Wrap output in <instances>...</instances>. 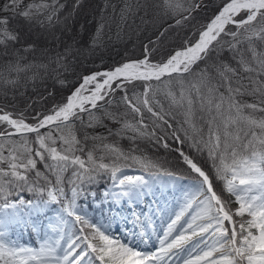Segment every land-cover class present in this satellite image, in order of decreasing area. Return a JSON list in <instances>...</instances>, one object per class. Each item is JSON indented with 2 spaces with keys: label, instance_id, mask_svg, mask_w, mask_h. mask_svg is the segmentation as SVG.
I'll list each match as a JSON object with an SVG mask.
<instances>
[{
  "label": "snow or ice",
  "instance_id": "obj_1",
  "mask_svg": "<svg viewBox=\"0 0 264 264\" xmlns=\"http://www.w3.org/2000/svg\"><path fill=\"white\" fill-rule=\"evenodd\" d=\"M79 5L80 0H75L64 15L68 4L61 0H0V82L15 86L31 72L32 79L55 74L53 86L64 85L59 76L70 70L72 46L57 51L55 57L47 55L49 50L37 57L35 44L16 47L22 42V29L15 25L52 33L61 23L67 25ZM112 7L115 14L116 6ZM207 7L205 0H137L135 4L126 0L119 15L126 20L141 10L145 16L154 10L157 16L173 19L162 37ZM216 7L214 15L179 47L161 52L160 59L155 58L157 49L150 40L142 58L129 57L83 75L47 114L35 112L32 122L23 111L0 107V264H264V0H219ZM103 27L97 28L98 34ZM136 87H142V97L128 95ZM117 90L124 92L125 108L139 119H127V111H109ZM161 93L167 110L158 98ZM145 109L153 118L151 131L144 122ZM77 122L86 130L83 140L73 130ZM97 127L106 134L96 132ZM157 128L172 129V138L188 142L201 156L206 153L209 165L206 170L178 150L193 175L171 208L164 200L168 182L176 184L182 178L160 171L146 157L132 155L135 149L125 152L115 140L159 143L163 137L157 136ZM109 139L113 142L107 143ZM129 160L144 174H124L122 167ZM70 169L65 184L64 174ZM105 176L110 177V185L101 193L103 202L117 215L128 213L124 223L133 226L123 239L111 231V220L117 216L107 224L93 222L77 205L81 196L96 197L86 186ZM215 182L222 185L219 190ZM25 192L35 199H26ZM14 193L16 198L10 199ZM54 204L61 205L52 225V231L61 234L59 239H45L39 247L5 239L13 225H27L26 216L39 215ZM165 214L162 234L153 232L154 250L140 247L152 239L146 225ZM66 216L75 217L80 228L79 235L68 230L67 244L62 246L65 229L58 226L70 223Z\"/></svg>",
  "mask_w": 264,
  "mask_h": 264
},
{
  "label": "trees",
  "instance_id": "obj_2",
  "mask_svg": "<svg viewBox=\"0 0 264 264\" xmlns=\"http://www.w3.org/2000/svg\"><path fill=\"white\" fill-rule=\"evenodd\" d=\"M86 0H80V4H83ZM90 1V0H89ZM92 5L94 4V16L90 18L95 19V21L98 20L95 27L92 30V39L93 37L98 40V45L96 48L91 47L89 45H86L84 47L80 46V44H76V46L79 47L77 50V53L73 52V56L69 59L72 61V64L70 66V70L68 72L61 71L59 79L64 80L65 84H55L54 85V76L55 74L51 76L44 77L41 79L40 77H36L35 79L30 78L32 76V73H28L27 76H22L19 83L15 86L11 84H3L0 82V107L9 108L11 110H15L16 112L23 111L26 116L29 117V121H31V117L34 115L35 112H44L47 113L54 104L60 102L62 96H66L69 91L76 85L78 82V79L80 78L81 74L88 72L94 68L99 67H111L112 65L121 62L122 60L126 58H132V57H139L143 55L144 52V46L149 43V40L151 38H154L157 36L159 37V40H155L154 45L157 47L156 49V59H160L161 52H167L169 50H173L175 47L180 46L182 44V41L184 38H187L192 34L194 29H184L182 32H188V35L183 36V38L179 40H172L168 42L169 40L165 39V34L161 37L160 33L164 31L165 28H167L169 24H171L174 20L171 18L165 19L161 16L155 15V11L152 10L149 12V15L145 16L144 11L141 10V12L135 16L129 15L127 16L126 20L121 19L119 13L121 10V7L124 5L126 0H92ZM66 3V1H64ZM128 2L135 4L137 0H128ZM149 2H152V0H149ZM108 4L109 6L105 9V4ZM205 3L210 7L212 10L211 12H205V14L202 16L201 21L199 23H205L207 19L210 18L211 15H213L216 10L218 9L216 6L219 4V0H205ZM97 5V6H95ZM115 8V14L113 13V7ZM212 6V7H211ZM92 7V6H91ZM91 11V9H90ZM92 16V15H90ZM179 18V17H177ZM71 20V19H70ZM103 24L104 27L102 31L98 34L97 28ZM17 28H20L21 26L15 25ZM67 28H69V25L66 26L61 23L59 27L55 29L54 32H42L38 29L36 30L39 35L41 33H45L46 35L43 37H38V40H34V38L31 35H24L23 38L25 40H22L21 44H18L17 48H23L26 46V44H35L36 46V52L35 55L37 57H40L44 54V50H49L47 52V55L55 57V54L57 51L62 52L61 47L63 48L64 43H67L68 40L62 39V32H68ZM85 32V31H84ZM67 34V33H65ZM53 37H59V40L62 39L63 41L60 42H53ZM34 40V41H33ZM80 40V39H79ZM77 40V41H79ZM117 42L116 46H112V42ZM103 41V43L101 42ZM127 42H132V47L136 48L137 50L134 51L131 54L127 55H119V52L116 54L115 49L117 46H123ZM165 42V43H164ZM102 43V44H101ZM75 46V47H76ZM67 47V46H65ZM109 48H112L108 50ZM64 49V48H63ZM108 50V51H107ZM73 51V50H72ZM21 55H25L24 53H21ZM31 53L27 54L28 60L32 59ZM101 57L96 62L88 63L84 61L86 59H90L93 57ZM106 58L105 60H103ZM81 59V61H80ZM39 62V61H38ZM79 63V64H78ZM51 85V88L48 89V85ZM163 87V86H161ZM50 91V92H49ZM58 91H60L58 93ZM57 92V97L55 99H51L52 95H49V93L55 94ZM143 89L142 87H136V88H130L128 90V95L133 96L134 93H140L142 97ZM54 95V96H56ZM124 95L123 91L117 90L116 93L113 95V103L110 106H107L109 111H119L120 113L128 112L127 119L133 120V119H139V116L136 114H133L130 112V110L126 109L124 104L121 102V97ZM34 97L40 98L35 100ZM158 98L163 103L165 110L168 109L169 105L168 102L165 100L163 94L161 93ZM251 100V97L247 98ZM16 102V103H13ZM30 102L29 106H24V104ZM154 107H156L154 105ZM157 110H159L157 108ZM99 114V113H97ZM87 114L84 115V122L87 124ZM143 118L144 122L149 125V130H152L153 127V118L151 117V114L147 112L145 109L143 111ZM76 130L80 134V139L83 140V136L85 133V129L81 128L79 125V122H77L74 126ZM109 127H113L111 123H109ZM99 128V133H103L104 129L102 127ZM89 135H92L91 130H87ZM172 129L167 128H157L156 134L158 137H163L157 143L155 139H138L135 144H133L130 140L126 138H115L116 142L119 144V146L125 151L128 152L131 149H135V151H132V155L135 156H142L146 157L147 159L153 161L154 163L159 165V170L164 172H173V173H179L183 174L185 176L192 177L193 174H191L190 169H188L187 165L183 163V160L181 159L180 154L177 152L176 147L178 146L177 140L172 138L171 136ZM206 131V130H205ZM181 140L184 139V133H180ZM107 143H112L113 139H109L106 141ZM167 143L168 147L165 148L163 145ZM93 141H88V147H92ZM180 147L182 150L191 156L193 159H195L198 163H200L206 170L209 168V165L206 161V153L204 156H201L199 153H196L193 149L189 147V143L185 142L183 144L180 143ZM100 153L97 152V156H99ZM107 162V161H105ZM122 165L125 164V162H121ZM126 166H138V164H135L131 160L126 162ZM40 169L44 171L43 164L39 165ZM150 171H157V169H150ZM65 175V182H67L68 178H71L70 172L68 171ZM54 179V177H53ZM217 190L220 189L222 186L219 182H215ZM24 194L31 196L32 194H29L25 192ZM15 195V193L13 194ZM227 195V194H225ZM2 200H0L1 202Z\"/></svg>",
  "mask_w": 264,
  "mask_h": 264
},
{
  "label": "rangeland",
  "instance_id": "obj_3",
  "mask_svg": "<svg viewBox=\"0 0 264 264\" xmlns=\"http://www.w3.org/2000/svg\"><path fill=\"white\" fill-rule=\"evenodd\" d=\"M64 1H66V3L68 4V9L64 13V15H67V12L71 11L72 5L75 3V0H61L62 3H65ZM210 1H214V0H210ZM92 2H93L92 0H90V1L86 0L83 4H80L76 8L75 12L72 13V15L68 18V21H67V24L69 25V28H67L68 32H62V39L64 40L67 38V40H68L67 43H64V46H63L64 49H65V46L71 45L73 52L77 53V50L79 49V47L76 46V44L78 45L81 43L80 46H82V47L89 45L91 47L96 48V46H99L97 43L98 40H95V42H94V40L91 37L93 34L92 30L95 27L96 23L98 22V20L95 21V19L90 20V18L94 16V8H95L94 4L92 5ZM95 6H97V5H95ZM90 9H91V11H90ZM211 10L212 9L210 7L200 9L199 11L194 13L195 19L192 20L191 22H188L185 25H182L179 27L169 29L165 33V39L169 40L168 42H170L172 40H179V39L183 38V36L188 35L189 31L184 32V34L182 31L184 29H188V30L194 29L195 30L196 28H198L201 24L199 22L201 21L202 16L205 14L206 11L209 13V12H211ZM90 15H92V16H90ZM173 23H174V21L171 24H173ZM16 25L21 26L20 29H22V32H21L22 40H25L23 38L24 35H31L35 41L38 40V37H43L46 35L45 33H41L39 35V33H37L36 30L29 28L26 24H16ZM65 33H67V34H65ZM156 38H157V36L154 38H151V41L155 42V40H157ZM62 39L54 40L53 42H58L59 44H61L60 42L63 41ZM77 40H79V41H77ZM101 42L103 43V41H101ZM111 44H112V46H116L117 45L116 40L113 41ZM131 45H132V42H127L121 47L117 46L115 49L109 48L108 50H110V49L115 50L116 54L119 52L120 56L121 55H127V54H131L137 50L136 48H133ZM153 47L157 48L154 44H153ZM63 48L61 47L62 51L64 50ZM100 58H102V56L86 59L84 61V63L85 62L93 63V62H96ZM105 59L106 58H104L103 60H105ZM80 61H81V59H80ZM50 88H51V85L49 84L48 89H50ZM59 92L60 91H58V93ZM56 94H57V92L52 95L51 99H55L57 97ZM54 95H56V96H54ZM34 99L37 100L40 98L34 97ZM13 103H16V102H13ZM29 103L30 102L24 104V106H26V105L29 106L30 105ZM5 110L15 111V110L9 109L8 107L5 108ZM85 119L87 120L86 122H88V119H89L88 115H87V118H85ZM73 130L76 132V135L80 139L81 136L75 127ZM67 131L68 130L65 129V134H67ZM95 131L99 132L100 130L98 128ZM91 133H92V131H91ZM102 134H106L105 130L103 131ZM76 154L81 155V153H79V152H77ZM82 158L86 159V154L82 155ZM122 170H123L124 174H126V175L144 174L142 169L138 168V167H124V168H122ZM180 177L182 178V180L179 183L173 184V182H171V181L168 182V188H167L168 193H172L173 195L175 193H180L182 195L183 187L187 184V182L191 178L182 177V176H180ZM108 178L109 177H106L105 180L101 179L102 180L101 182H103V186H101L100 188H98L96 190H94V189L88 190L89 192H92V191H95L96 193L98 192L99 195L97 194L96 197H93L91 195L81 196L77 200L78 207L82 208L84 210V212L87 213L88 217L93 220V222H99L102 224H107V223H109V220L111 219V217L117 216V214L115 212L109 211V206L107 203L103 209H101V205H100L101 202H103V196L101 195V193L105 188L109 187V185H110V179L108 180ZM173 195H172V197H173ZM69 196H70V192H69ZM167 197H169V196L167 195L164 198V200L167 201ZM31 199H35V198H31ZM103 203H105V202H103ZM60 207H61L60 204L50 205L48 208L44 209L43 212H41L39 215H35V213H33L31 218L26 216L25 219L27 220V225H25L23 222L20 224H17V225H13L11 227V229L9 230L8 236L5 237V239H7L9 241H16L18 244H21L24 246L39 247L40 243L43 240L47 239L48 234H49L48 236L52 235L56 239L60 238L61 234L58 231L54 232L55 234L53 235L52 229L47 230L49 218L52 217L53 215L56 217V213L59 211ZM141 207L146 208L147 206L143 202H141ZM126 215H128V213L126 214V213L122 212L118 216H126ZM66 219L70 222L67 225H63V228L65 229V236L67 237V234H66L67 231L70 230L72 227L75 228L78 223L75 222V217H67L66 216ZM33 222H35V225H36L35 227H33ZM128 226L129 227H127V226L125 227L122 224H119L118 230L120 229V231L122 230L126 234V231L131 230V227H133L131 222ZM59 227L61 228V226H59ZM31 231H33V235L30 233ZM135 231L138 233L140 231V227L138 226L135 229ZM145 250H154L153 245L152 246L148 245L145 248Z\"/></svg>",
  "mask_w": 264,
  "mask_h": 264
},
{
  "label": "bare ground",
  "instance_id": "obj_4",
  "mask_svg": "<svg viewBox=\"0 0 264 264\" xmlns=\"http://www.w3.org/2000/svg\"><path fill=\"white\" fill-rule=\"evenodd\" d=\"M217 11H218V9H217ZM212 16V15H211ZM210 16V17H211ZM177 47H179V46H177ZM176 48V47H175ZM174 48V49H175ZM173 49V50H174ZM136 58H140V57H136ZM133 59H135V58H133ZM123 62V61H122ZM121 63V62H120ZM86 75V74H85ZM176 175H178V176H182V177H184L185 175H183V174H177L176 173ZM171 188V187H170ZM98 194V193H97ZM99 195V194H98ZM172 193H169L168 194V196L169 197H167V204H168V207H174V206H176L177 205V202H178V200L180 199V197H181V194L180 193H175L174 195H173V197H172ZM163 204H164V200H162L161 201V206H163ZM153 207H155V205H153ZM117 217L120 219V221L121 220H124V217H122V216H118L117 215ZM155 219H157V221H155L154 223H153V226H151V225H149L150 226V228L151 229H148L149 230V234H150V236L152 237V239L150 240V243H156V241H155V236L153 235V232H154V230H158L159 232H160V234H162V228H163V226H166V223H167V219H168V217H167V214H165L164 215V217H163V219L159 216V215H157V216H155ZM123 223H124V221H123ZM56 224V217L53 215L52 217H50L49 218V223H48V226H47V230L49 229H52V225H55ZM59 226H61V228L63 227V224H61V225H59ZM58 226V227H59ZM150 230H151V232H150ZM111 231H112V234L113 235H116V236H120L122 239L124 238L123 237V235H122V233H118V231L116 232V230H112L111 229ZM53 232V235L55 234L54 233V231H52ZM49 235V234H48ZM47 235V239L48 240H50V241H54V240H56L55 239V237L54 236H48ZM59 239V238H58ZM66 244H67V239H65L64 237H63V239H61V245L62 246H66ZM145 249V248H144Z\"/></svg>",
  "mask_w": 264,
  "mask_h": 264
},
{
  "label": "water",
  "instance_id": "obj_5",
  "mask_svg": "<svg viewBox=\"0 0 264 264\" xmlns=\"http://www.w3.org/2000/svg\"><path fill=\"white\" fill-rule=\"evenodd\" d=\"M100 71H102V70H100Z\"/></svg>",
  "mask_w": 264,
  "mask_h": 264
}]
</instances>
